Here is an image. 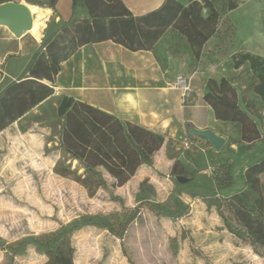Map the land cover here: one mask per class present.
Masks as SVG:
<instances>
[{"label":"rangeland","instance_id":"1","mask_svg":"<svg viewBox=\"0 0 264 264\" xmlns=\"http://www.w3.org/2000/svg\"><path fill=\"white\" fill-rule=\"evenodd\" d=\"M11 1L33 5L27 0ZM238 3L228 15L234 36L223 39L225 29L220 28L199 59H194L186 40L172 32L152 55L161 71H175V83L178 75L188 77L190 92L206 77L217 81L225 77L237 89L241 107L253 103L251 113L263 115L261 102L251 88L254 76L249 65L234 69L231 56L222 62L217 59L228 45L231 55L248 52L264 58V0ZM69 8L68 0H61L60 13ZM43 22L40 40L54 26L52 17ZM227 30L226 34H231ZM60 97L45 101L0 133V264H52L35 240L90 219H105L115 226L127 221L128 225L122 238L103 226L86 225L74 232L69 239L74 248L73 264H264L225 230L218 204L220 197L244 187L243 172L264 156V141L244 151L239 128L218 122L212 129L224 144L216 150L189 129L178 157L188 172L182 176L187 183L180 184L178 176L171 174L173 161H166L162 148L152 163L142 165L125 185L114 187L108 178L105 188L89 196L78 184L52 171L55 161L63 156L61 120L56 115ZM197 99L191 93L184 100L180 98L181 106L191 108ZM103 100L100 96L101 104ZM116 113L118 117V109ZM173 145L177 148L174 141ZM222 162L232 166L233 185L217 191L213 172ZM178 202L188 207L181 217ZM151 205L163 208L160 216Z\"/></svg>","mask_w":264,"mask_h":264},{"label":"trees","instance_id":"2","mask_svg":"<svg viewBox=\"0 0 264 264\" xmlns=\"http://www.w3.org/2000/svg\"><path fill=\"white\" fill-rule=\"evenodd\" d=\"M11 0H0V4ZM33 5L48 8L54 13L58 0H27ZM238 0H165L156 10L134 17L121 0H72L73 13L83 9L84 18H71L48 31L32 55L21 76L8 83L0 92V133L10 125L19 123L32 110L54 95L53 84L61 64L81 47L89 44L112 42L130 52L154 53L161 38L172 32L188 43L195 60L207 42L220 28L225 29L223 39L234 36L228 15L238 8ZM229 29L231 34H226ZM234 69L244 64L254 76L252 91L260 100L263 115L251 113L253 103L241 107L237 89L225 77L219 81L209 78L205 84L203 102L210 106L216 121L239 128L244 151L264 141V58L251 53L231 55ZM61 120L60 148L63 156L53 166V173L75 182L89 196L107 186L125 185L142 165H149L163 147L165 157L173 161L171 174L187 175L180 163L181 153L173 140L149 131L138 124L121 120L85 102L61 96L56 106ZM187 131L189 129L187 128ZM232 166L219 163L213 172L217 191L233 185ZM244 187L220 197L219 216L225 230L253 254L264 260V156L248 164L243 172ZM182 208L180 217L188 207ZM157 216L163 208L152 206ZM86 225L103 226L122 238L127 221L117 226L105 219H90L81 224L63 227L40 240L38 249L47 255L52 264H73L74 248L70 236Z\"/></svg>","mask_w":264,"mask_h":264},{"label":"crops","instance_id":"3","mask_svg":"<svg viewBox=\"0 0 264 264\" xmlns=\"http://www.w3.org/2000/svg\"><path fill=\"white\" fill-rule=\"evenodd\" d=\"M121 1L134 17H140L158 9L165 0ZM178 1L187 4V0ZM68 2L70 8L64 13H60L61 0H58L54 13L48 8H43L49 11L47 16L54 19L55 26L71 18L86 17L83 9L73 13L72 0ZM26 34L15 36L6 27L0 26V92L8 83L21 76L41 44L42 40L37 41ZM168 35L169 33H166L158 45L164 43ZM174 72L161 71L151 52H130L112 42L89 44L81 47L61 64L53 84L54 95L49 99L69 96L116 117L118 109V118L173 140L179 149L181 144L186 142L187 128L192 132L210 130L217 134L212 126L218 121L215 120L210 106L203 102L205 84L209 78L206 77L196 91L191 90L190 95L195 93L199 102L189 108L181 106V94L175 86ZM96 83L101 85L97 86ZM100 96L104 98L103 104L99 101ZM114 104L115 108L112 107ZM203 113L206 115L203 116ZM200 118L203 119L202 123ZM189 151L192 154V150ZM162 154L165 156V149ZM166 161L171 162L167 158Z\"/></svg>","mask_w":264,"mask_h":264},{"label":"water","instance_id":"4","mask_svg":"<svg viewBox=\"0 0 264 264\" xmlns=\"http://www.w3.org/2000/svg\"><path fill=\"white\" fill-rule=\"evenodd\" d=\"M0 26L6 27L15 36L28 32L32 27V20L26 5L12 1L1 3ZM230 56L231 46L228 45L225 53L217 54V59L222 62ZM193 133L207 139L216 150L220 149L224 144V140L210 130L193 131ZM176 180L180 184L188 182V179L182 176L176 177Z\"/></svg>","mask_w":264,"mask_h":264},{"label":"bare ground","instance_id":"5","mask_svg":"<svg viewBox=\"0 0 264 264\" xmlns=\"http://www.w3.org/2000/svg\"><path fill=\"white\" fill-rule=\"evenodd\" d=\"M21 4L26 5V7L28 8L30 12L31 20H32V27L26 33L30 35L31 37H33L35 40L39 41L40 36L42 35V26L44 24L43 21L46 20V17H47L46 14L49 13V11L43 10L35 5H27L24 2H21Z\"/></svg>","mask_w":264,"mask_h":264},{"label":"built area","instance_id":"6","mask_svg":"<svg viewBox=\"0 0 264 264\" xmlns=\"http://www.w3.org/2000/svg\"><path fill=\"white\" fill-rule=\"evenodd\" d=\"M176 87L179 89L181 98L184 100L190 96V82L182 75H178L176 78Z\"/></svg>","mask_w":264,"mask_h":264}]
</instances>
